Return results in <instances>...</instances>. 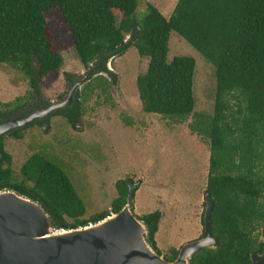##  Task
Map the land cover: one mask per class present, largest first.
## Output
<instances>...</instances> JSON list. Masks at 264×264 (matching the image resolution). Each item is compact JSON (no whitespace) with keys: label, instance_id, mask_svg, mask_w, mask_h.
Wrapping results in <instances>:
<instances>
[{"label":"trees","instance_id":"trees-1","mask_svg":"<svg viewBox=\"0 0 264 264\" xmlns=\"http://www.w3.org/2000/svg\"><path fill=\"white\" fill-rule=\"evenodd\" d=\"M138 1L0 0V63L27 78L32 97L40 94L41 79L62 64L45 17L53 9L60 14L75 54L86 69L87 81L82 87L100 73L115 83L116 74L106 63L135 46L140 55L148 57L144 73L135 79L142 110L176 121L192 116L190 131L208 140L203 202L211 203L208 232L214 245L193 252L188 264H251L249 255L261 253L264 247V174L260 173L264 170V0H176L167 17L149 2L136 16ZM170 31L213 67L210 114L193 112V58L174 55L166 59ZM63 77L68 86L74 82L68 72ZM230 98L235 100L233 104ZM2 105L0 121L22 116L14 112L21 107L18 103ZM46 105L31 102L32 108ZM81 107V90L76 88L66 105L35 122L60 115L74 129ZM6 134L20 138L18 128ZM3 138L0 135V191H14L36 202L53 230L94 223L124 204L129 178L114 182L117 195L108 210L83 218L84 204L68 175L39 154L27 158L19 169L22 180L15 181ZM160 215L159 210L134 215L146 227V243L157 254L154 233ZM259 226L260 238L254 234ZM177 250L170 248L168 255L162 256L171 261Z\"/></svg>","mask_w":264,"mask_h":264},{"label":"rangeland","instance_id":"rangeland-1","mask_svg":"<svg viewBox=\"0 0 264 264\" xmlns=\"http://www.w3.org/2000/svg\"><path fill=\"white\" fill-rule=\"evenodd\" d=\"M146 2L152 4L150 0L138 1L136 16L143 12ZM172 7L163 11L165 17ZM45 17L62 64L41 79L40 94L32 97L27 78L14 67L0 63V110L5 109V102L18 103L21 107L14 112L24 115L33 109L31 102L50 105L62 101L76 83L81 90L82 113L74 129L64 117L52 115L47 122H35L43 119L37 118L15 127L20 138L3 133V148L11 158L13 179L22 180L19 169L32 154L57 163L81 198L85 208L82 217L87 218L108 210L117 195L114 182L129 178L135 185L132 213L141 216L160 211L154 240L161 255L198 238L203 232V189L209 151L207 138L189 129L192 116L176 121L142 110L135 79L144 73L148 57L140 55L133 45L106 63L108 70L116 74L115 83L100 73L82 87L87 81L86 69L75 54L60 14L53 9ZM174 55L193 58V112L210 114L212 65L180 35L170 31L166 59ZM64 72L71 74V86ZM16 97L18 101H14ZM229 102L233 104L235 100L230 98ZM260 173L264 174V170ZM260 230L261 226L254 231L258 238Z\"/></svg>","mask_w":264,"mask_h":264},{"label":"water","instance_id":"water-1","mask_svg":"<svg viewBox=\"0 0 264 264\" xmlns=\"http://www.w3.org/2000/svg\"><path fill=\"white\" fill-rule=\"evenodd\" d=\"M76 85L60 102L0 121V135L66 105ZM126 186L125 202L117 212L94 223L59 230L51 228L36 202L14 191H0V264H188L193 252L214 245L208 232L211 203L206 200L201 236L183 243L173 260H165L146 243L147 229L131 209L135 185L126 181ZM249 257L251 264H264V247Z\"/></svg>","mask_w":264,"mask_h":264},{"label":"crops","instance_id":"crops-1","mask_svg":"<svg viewBox=\"0 0 264 264\" xmlns=\"http://www.w3.org/2000/svg\"><path fill=\"white\" fill-rule=\"evenodd\" d=\"M152 5L157 8V10L163 14L164 16V10H168L174 5L176 0H150ZM150 3V2H149ZM173 8V7H172ZM165 17V16H164ZM167 17V16H166Z\"/></svg>","mask_w":264,"mask_h":264},{"label":"flooded vegetation","instance_id":"flooded-vegetation-1","mask_svg":"<svg viewBox=\"0 0 264 264\" xmlns=\"http://www.w3.org/2000/svg\"><path fill=\"white\" fill-rule=\"evenodd\" d=\"M38 108H42V107L38 106V107L33 108L32 110H34V109H38ZM32 110H31V111H32Z\"/></svg>","mask_w":264,"mask_h":264},{"label":"bare ground","instance_id":"bare-ground-1","mask_svg":"<svg viewBox=\"0 0 264 264\" xmlns=\"http://www.w3.org/2000/svg\"><path fill=\"white\" fill-rule=\"evenodd\" d=\"M112 215L108 216V218H111Z\"/></svg>","mask_w":264,"mask_h":264}]
</instances>
